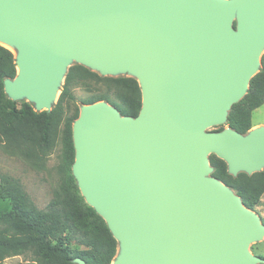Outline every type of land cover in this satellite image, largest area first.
Wrapping results in <instances>:
<instances>
[{"label": "water", "instance_id": "water-1", "mask_svg": "<svg viewBox=\"0 0 264 264\" xmlns=\"http://www.w3.org/2000/svg\"><path fill=\"white\" fill-rule=\"evenodd\" d=\"M0 39L16 49L13 100L57 102L68 67L138 79L143 106L102 100L73 124V175L119 243L113 264H259L261 216L211 175L264 169V126L225 124L264 53V0H0ZM77 264H89L76 257Z\"/></svg>", "mask_w": 264, "mask_h": 264}, {"label": "trees", "instance_id": "trees-1", "mask_svg": "<svg viewBox=\"0 0 264 264\" xmlns=\"http://www.w3.org/2000/svg\"><path fill=\"white\" fill-rule=\"evenodd\" d=\"M17 73L15 53L0 44V145L8 155L20 156L36 169H44L60 145V183L47 209H40L18 178L0 172V199L9 203L0 213V263L7 257L31 252L38 264H77L76 257L89 264H111L119 243L105 219L86 202L72 172L76 154L73 124L81 105L102 100L124 116H137L143 106L139 81L130 75H102L74 63L68 67L52 109L37 111L32 102L13 100L6 94L4 81ZM77 88L86 90L87 96L78 98ZM263 104L264 53L260 71L251 78L244 97L233 104L223 126L246 134L253 128V111ZM209 160L211 175L231 187L246 207L255 210L264 194V169L233 175L224 159L212 153ZM84 239L87 245L81 248ZM261 257L264 259V255Z\"/></svg>", "mask_w": 264, "mask_h": 264}, {"label": "rangeland", "instance_id": "rangeland-1", "mask_svg": "<svg viewBox=\"0 0 264 264\" xmlns=\"http://www.w3.org/2000/svg\"><path fill=\"white\" fill-rule=\"evenodd\" d=\"M8 48L17 54L15 48L12 46ZM125 74L126 73H120L119 75ZM75 93L78 98H83L88 94V92L82 88H77ZM252 122V129L264 126V104L253 111ZM223 125L224 124L210 126L206 131L217 132L226 129L227 126L224 127ZM60 152L61 148L60 145H58L48 158L46 167L44 169H36L22 157L8 155L3 151L0 145V172L18 178L35 205L40 209H47L49 203L54 198L55 191L60 183V175L57 168ZM259 205L256 206L254 211L261 216L264 224V216L262 214L263 208H260ZM8 206V202L0 199V213L6 211ZM1 227L2 224L0 223V228ZM80 243L81 248L86 247L87 239L81 240ZM249 251L254 255H264V236L261 240L251 242L249 245ZM113 261L111 264H113ZM0 264H38V262L35 260V256L31 252H26L21 255L7 257Z\"/></svg>", "mask_w": 264, "mask_h": 264}, {"label": "crops", "instance_id": "crops-1", "mask_svg": "<svg viewBox=\"0 0 264 264\" xmlns=\"http://www.w3.org/2000/svg\"><path fill=\"white\" fill-rule=\"evenodd\" d=\"M260 208H263V216H264V194L262 195L261 197V202H260V205H259Z\"/></svg>", "mask_w": 264, "mask_h": 264}, {"label": "bare ground", "instance_id": "bare-ground-1", "mask_svg": "<svg viewBox=\"0 0 264 264\" xmlns=\"http://www.w3.org/2000/svg\"><path fill=\"white\" fill-rule=\"evenodd\" d=\"M0 43L7 46V47H11V45L9 43H7L5 40L0 39Z\"/></svg>", "mask_w": 264, "mask_h": 264}]
</instances>
